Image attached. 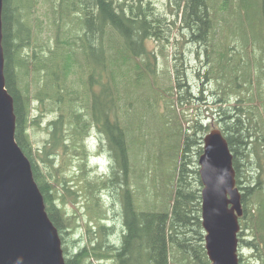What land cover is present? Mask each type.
Masks as SVG:
<instances>
[{
  "label": "trees",
  "instance_id": "16d2710c",
  "mask_svg": "<svg viewBox=\"0 0 264 264\" xmlns=\"http://www.w3.org/2000/svg\"><path fill=\"white\" fill-rule=\"evenodd\" d=\"M225 1L219 9H230L227 8L230 0ZM176 3L180 27L189 35L188 41L205 47L209 74L217 71V75L223 74L225 63L223 66L220 61L226 60L225 56L210 57L216 17L211 11V0H176ZM35 5L36 0H3L5 78L14 98L16 139L31 161L47 212L59 230L66 264H209L201 218L203 184L198 162L204 137L198 133H204L207 127L197 119L187 126L189 119L180 112L179 105L189 95V90L184 95L178 90L186 84L182 60L173 64L174 83L167 86L169 93L177 89V97L161 113L171 128L165 133L160 129L159 142L153 145V151H157L154 164L141 166L145 175L142 178L146 179L143 187L154 192L156 202L141 209L133 185L137 168L132 153L134 149L138 151L139 144L137 127L129 115L132 110L126 108L127 103L132 104L126 98L127 84L130 82L139 89L152 77L157 56L147 50L145 42L153 36L161 41L167 39L162 13L151 0H61L57 8L53 6V14H58L54 17L58 32L56 45L52 47L40 43L38 38L34 41V33L41 35L45 29L42 14ZM238 8L242 22L241 16L250 18L264 29V0H238ZM64 19L73 24L63 28ZM97 45L102 57L91 65V50ZM261 47L264 74V40ZM252 63L249 57V71L247 76L243 75L249 85L253 79L249 77ZM238 68L244 72V65ZM31 80L37 85L43 80V88L33 94ZM152 100L144 110L158 108ZM228 100L225 95L220 98L222 102ZM34 101L40 105L50 102L53 106L48 111H57L48 122V138L41 147L35 146L31 133L41 126L40 117L32 115ZM243 101L247 104L242 105ZM252 101L251 96L243 97L229 109L220 107L218 122L234 154L237 186L244 205L239 232L240 263L264 264V116L257 113ZM95 135L109 153V171L92 176L88 172L94 168L93 159L89 160L91 149L86 146L92 147ZM62 147L84 157L80 163L82 177L75 176L78 179L75 188L68 184L70 180L55 162ZM168 158H172L171 162ZM149 173L154 174L153 180ZM100 191L110 193L109 207L105 206ZM78 195L92 211L90 221L84 225L65 203L67 200L75 203ZM117 202L121 204L117 213L122 221L121 236L118 242L105 241V233L115 228L108 225V218ZM243 246L252 251L253 261L244 257L240 251Z\"/></svg>",
  "mask_w": 264,
  "mask_h": 264
},
{
  "label": "rangeland",
  "instance_id": "374dc122",
  "mask_svg": "<svg viewBox=\"0 0 264 264\" xmlns=\"http://www.w3.org/2000/svg\"><path fill=\"white\" fill-rule=\"evenodd\" d=\"M151 1L155 9H157L159 13H162V18L164 20L163 27L165 28L164 33H166L167 39L164 38L161 41L153 36L146 40L147 50L157 56L155 70L152 73L151 79L147 77V82L139 89H136L132 83L128 82V94H126V98L130 99L132 103L131 105L127 103L126 108L130 111L132 110L129 115L133 116L137 127L136 137L139 148L138 151L134 149V154L132 153L133 159H135V169L137 168L136 176L133 175V185L136 187V194H139L138 200L140 201L139 204L141 209H145L147 205L150 206L152 203H155L157 198L154 196V192L143 187L146 179L144 180L145 175H143L144 172L141 171V166L144 164V168L154 164V154H156L157 151H153V145L159 142L160 129H164L165 133L171 128L166 125L165 121L167 118L161 115V113H165L168 105L171 104V100H175L177 97V89H173L172 93H169L171 90H167V86L174 83L172 68L175 62L179 63L182 60L183 81L186 83L178 90L182 95L186 93V90H189L188 100H184L181 105H179L180 112H183L189 119L186 125H192L197 119L207 127L204 133H201V131L198 135L204 136L213 128H222V124L218 122V118L220 117L219 112L221 110L220 107L229 109L243 97H253L251 104L256 106L257 113L260 112L261 115L264 116V74L262 72L263 64L261 60L264 29L260 24L253 23L250 18L244 19L241 16L243 22L240 20V14L242 13L239 12L238 0H230L227 7L230 8L229 10L219 9V6L222 5L223 2L226 3L225 0H211V11L213 14H216V17L214 24L215 31L212 36L214 44L212 43L213 47L210 46L213 53H210V57H212V59H219V57L225 56L224 58H226V60H223V62L220 61L223 66L225 63V67L222 69L223 74L221 75H217L218 71L217 73L214 72L213 74H209L210 62L205 47L194 41H188L189 35L180 27L181 15L179 14L178 16L176 14V0ZM60 2L61 0H38V2L36 0L35 6L37 11L42 14L45 29L41 35L34 33V41L38 38L40 43H48L52 47L56 45V34L58 31L55 29L56 21H54V17L58 14H56L57 12L53 14V10L58 7ZM54 4L56 5L55 8L53 7ZM173 21H175V23H173ZM62 22L63 28L70 27L69 24H73L69 19H64ZM243 27L245 29H241ZM245 46L246 48H244ZM101 53L102 50L100 46L97 45L94 51L91 50L89 63L91 65H93L95 61L98 63V60H101L102 57ZM227 56H229L228 59ZM175 57H180V59ZM249 57L254 62L249 65L252 68V72L249 73V77H253L251 82L252 86L244 81V76H247V72L249 71L247 70ZM239 58H242V61ZM243 65L244 72L242 73L238 66L242 67ZM105 79L106 76L104 75L103 80ZM233 80L238 86H235ZM36 86L38 88H36ZM94 87L100 90L99 86ZM39 88H43V80H40L38 85L32 80L30 81V89L33 94L36 93ZM258 90L261 92L262 100L259 99ZM223 92H225V94ZM172 94H174L173 98ZM222 95H225V97L227 96L229 100L227 102L220 101ZM150 99H153L152 101L158 108L153 107L144 110L143 108H147ZM241 104L246 105L247 102L243 101ZM52 106L53 104L50 102H45L40 105L39 101H34L32 104V115L40 117L41 125L35 132L33 130L31 131L32 139L36 147H41L48 138V122L57 114V111H48L52 110ZM171 111L174 112L175 110L171 109ZM125 116L126 115H123V120H125ZM93 139L92 147L91 145H89L90 148L86 146L88 150L91 149L88 153L90 156L89 160L94 159L97 161L93 162L94 160H91L94 168L89 170L88 173L92 176L95 175V173L103 174L107 172L109 166V153L102 147L98 135H95ZM171 146L170 144V147ZM171 150L173 155L174 150L172 147ZM167 157H169V154H167ZM167 157L165 158L166 163ZM171 159L172 158H168L170 162ZM82 161H84V157L77 155L74 150L69 147L67 149L62 147L55 161L59 167H62L61 171L68 177V180H70L68 184L74 188L78 183V179L75 178V176L80 175V177H82L81 172L83 169L80 164ZM94 170L96 172H93ZM167 170H169V166H167ZM142 175L144 176L143 178ZM148 177L153 180L154 174L149 173ZM72 180H74V182H71ZM81 181L83 184V180ZM100 193H102V191H100ZM102 194H104L102 195V199L107 204L105 206L109 207L112 200L110 193L104 191ZM79 195L75 203L70 200L65 201V203L70 213H77L79 215L77 216V220L81 225H84L85 221H90L92 211L85 206L83 197H79ZM120 209L121 204L117 202L114 211L112 210L109 212L108 225L110 227L114 226L115 228L110 233H105V241H119L118 238L121 236L122 221L117 213ZM95 223L96 221H94V225ZM81 229L84 231L83 226H81ZM95 229H97V226ZM115 233L117 234L116 237L114 236ZM84 240H86V238H84ZM240 251L243 253L244 257L251 259V261L254 260V258H251L252 251H250L247 246L241 247Z\"/></svg>",
  "mask_w": 264,
  "mask_h": 264
},
{
  "label": "water",
  "instance_id": "95a60500",
  "mask_svg": "<svg viewBox=\"0 0 264 264\" xmlns=\"http://www.w3.org/2000/svg\"><path fill=\"white\" fill-rule=\"evenodd\" d=\"M2 14L0 0V264H66L59 230L47 212L31 161L16 139L14 98L5 78ZM198 162L209 264H241L244 205L234 154L221 128L204 135Z\"/></svg>",
  "mask_w": 264,
  "mask_h": 264
}]
</instances>
